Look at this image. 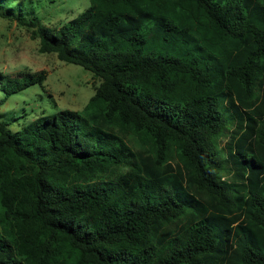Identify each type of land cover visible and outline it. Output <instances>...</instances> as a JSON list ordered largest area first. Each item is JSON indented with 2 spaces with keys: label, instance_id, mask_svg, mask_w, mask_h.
<instances>
[{
  "label": "trees",
  "instance_id": "trees-1",
  "mask_svg": "<svg viewBox=\"0 0 264 264\" xmlns=\"http://www.w3.org/2000/svg\"><path fill=\"white\" fill-rule=\"evenodd\" d=\"M89 1L58 29L0 13L99 81L0 118V264H264V0ZM46 77L0 72V105Z\"/></svg>",
  "mask_w": 264,
  "mask_h": 264
},
{
  "label": "rangeland",
  "instance_id": "rangeland-1",
  "mask_svg": "<svg viewBox=\"0 0 264 264\" xmlns=\"http://www.w3.org/2000/svg\"><path fill=\"white\" fill-rule=\"evenodd\" d=\"M89 4V0H9V5H0V13L12 11L13 19L21 17L25 21L36 17L41 25L58 29ZM38 49L39 39L33 36L31 28L0 16V72L11 76L21 72H47L43 86H30L0 105V118L12 132L41 115H53L60 110L81 111L99 84L91 72L60 61L54 53H40ZM3 98L0 88V100ZM228 139V135L222 138L221 146Z\"/></svg>",
  "mask_w": 264,
  "mask_h": 264
}]
</instances>
